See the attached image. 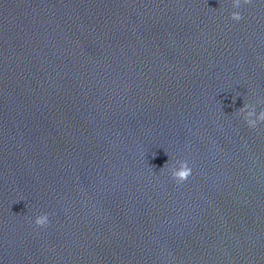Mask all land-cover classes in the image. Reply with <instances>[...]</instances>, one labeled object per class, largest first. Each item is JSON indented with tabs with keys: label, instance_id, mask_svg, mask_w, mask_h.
Instances as JSON below:
<instances>
[{
	"label": "water",
	"instance_id": "obj_1",
	"mask_svg": "<svg viewBox=\"0 0 264 264\" xmlns=\"http://www.w3.org/2000/svg\"><path fill=\"white\" fill-rule=\"evenodd\" d=\"M261 100L264 0H0V264H264Z\"/></svg>",
	"mask_w": 264,
	"mask_h": 264
},
{
	"label": "clouds",
	"instance_id": "obj_2",
	"mask_svg": "<svg viewBox=\"0 0 264 264\" xmlns=\"http://www.w3.org/2000/svg\"><path fill=\"white\" fill-rule=\"evenodd\" d=\"M251 2L252 0H232V7L234 9H238L242 4L247 5ZM230 19L239 22L243 19V16L239 11H233L230 13ZM258 103L264 104V100L258 101ZM237 114L243 116L245 123L250 128H257L258 124L264 123V108H261V110L257 113L255 104L244 103V106L237 110ZM167 165L168 161L160 170L162 171ZM169 171L172 179L177 184L184 183L192 174V168L189 166L187 160L178 161V167H171L169 168ZM33 222L38 228H45L50 223L49 216L47 213H42L37 215Z\"/></svg>",
	"mask_w": 264,
	"mask_h": 264
}]
</instances>
